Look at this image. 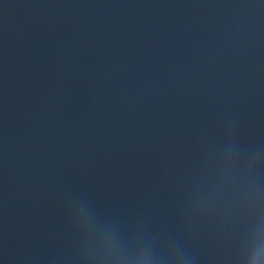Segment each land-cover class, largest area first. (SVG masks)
I'll return each instance as SVG.
<instances>
[{
    "label": "water",
    "instance_id": "obj_1",
    "mask_svg": "<svg viewBox=\"0 0 264 264\" xmlns=\"http://www.w3.org/2000/svg\"><path fill=\"white\" fill-rule=\"evenodd\" d=\"M0 264H264V0H0Z\"/></svg>",
    "mask_w": 264,
    "mask_h": 264
}]
</instances>
